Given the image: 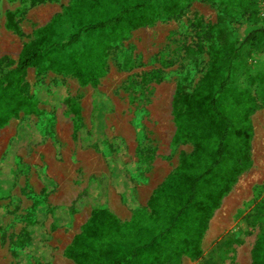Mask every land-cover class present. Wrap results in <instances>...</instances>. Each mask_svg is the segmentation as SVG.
Segmentation results:
<instances>
[{
  "label": "rangeland",
  "instance_id": "1",
  "mask_svg": "<svg viewBox=\"0 0 264 264\" xmlns=\"http://www.w3.org/2000/svg\"><path fill=\"white\" fill-rule=\"evenodd\" d=\"M71 1L49 0L24 8L22 0H0V79L15 68L23 44L41 37L64 43L77 33L82 16L68 14ZM256 2L264 27L263 3ZM154 6L160 18L146 26L140 17H123L121 24L140 27L128 31L109 25L103 32L81 34L64 50V63L74 53L100 56L96 87L79 83L73 74L27 71L26 92L38 99L37 113H21L0 129V264H16L10 238L25 239L28 223L37 220L33 252L38 264H74L64 249L92 208L104 203L121 222L130 220V205L145 208L153 189L190 152V144L172 145V99L179 75L192 69L186 50L216 24L221 8L218 0H157ZM165 6L177 12L166 14ZM7 11L15 13L20 35L5 28ZM55 13L53 24L36 25ZM244 21L230 25L236 34L246 31ZM205 67L204 62L196 69ZM263 72L264 42L239 52L231 84L249 88L258 106L251 116L252 166L239 176L207 229L232 199L233 214L222 226L216 224L214 234L207 237L205 232L198 259L183 257L180 264H251L252 248L264 232V85L258 81ZM200 76L195 75L193 85ZM66 96L80 110L79 121L65 104ZM84 192L79 212L70 218L62 215L65 224L51 232L52 210L69 207Z\"/></svg>",
  "mask_w": 264,
  "mask_h": 264
},
{
  "label": "trees",
  "instance_id": "2",
  "mask_svg": "<svg viewBox=\"0 0 264 264\" xmlns=\"http://www.w3.org/2000/svg\"><path fill=\"white\" fill-rule=\"evenodd\" d=\"M45 1L49 0H22V4L26 8ZM155 1L72 0L66 9L68 14L82 16L78 18L77 33L64 43L41 37L23 44L15 68L0 79V129L21 113L28 117L37 113L38 99L26 92L28 69L73 74L79 83L96 87L100 56L74 53L64 63V50L76 43L81 34L103 32L109 25L125 26L128 31L140 27L126 21L121 24L123 17L128 21L140 17L145 19L143 26L150 24L160 18ZM256 3V0H218L221 10L216 24L208 26L200 43L186 50L192 69L182 72L177 79L171 105L175 125L172 145L190 144L192 152L179 158L178 166L152 192L145 208L130 205V220L121 222L104 203L92 208L80 233L64 249L66 259L74 264H180L183 257H200L213 213L239 176L252 166L251 116L258 106L249 88L232 86L231 69L241 50L264 42V27L259 25ZM262 3L264 7V0ZM165 8L166 14L177 12L174 6ZM14 17L15 13H5V28L20 35ZM244 18L246 31L238 35L230 25ZM204 55L206 60L202 59ZM204 62V69H196ZM197 74L201 76L193 85ZM258 81L264 85V72ZM66 97L65 104L72 106L79 121L80 110ZM129 188L128 183L125 190ZM85 192L69 207L52 210L51 232L65 224L61 222L62 215L70 218L79 212ZM39 222L28 223L22 234L25 239L10 238V251L16 264L39 263L33 252ZM251 264H264V232L252 248Z\"/></svg>",
  "mask_w": 264,
  "mask_h": 264
},
{
  "label": "crops",
  "instance_id": "3",
  "mask_svg": "<svg viewBox=\"0 0 264 264\" xmlns=\"http://www.w3.org/2000/svg\"><path fill=\"white\" fill-rule=\"evenodd\" d=\"M58 13H55L54 15H52L51 17H45L44 18V23L43 22H39V23H37L36 25L38 26V27H44V26H46V25H48L51 21H52V19L54 18V16L55 15H57ZM20 54V53H19ZM29 70V69H28ZM174 124V123H173ZM174 132H175V125H174ZM174 132H173V135H174ZM173 135H172V138H173ZM171 138V139H172ZM192 150H193V147L191 146V150H190V152H188V154H190L191 152H192ZM258 151H259V149H258ZM178 166V165H177ZM176 166V167H177ZM167 177V176H166ZM165 177V178H166ZM165 178L160 182V183H158V185L153 189V191L165 180ZM235 186V185H234ZM233 186V187H234ZM152 191V192H153ZM229 193H231V192H229ZM152 194V193H151ZM151 194H150V196H151ZM150 196H149V198H150ZM233 200V199H232ZM232 200L230 201H228L226 204H224V206H223V209H221L217 214H216V216H215V218H214V220H213V222L210 224V226H209V229H207V237H209V235H212V234H214V232L215 231H217V228L218 227H215L216 226V224H219V223H221V226L223 225V224H225L226 223V218H230V216L233 214V211H231V205H232ZM211 221V220H210Z\"/></svg>",
  "mask_w": 264,
  "mask_h": 264
}]
</instances>
